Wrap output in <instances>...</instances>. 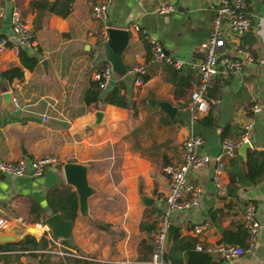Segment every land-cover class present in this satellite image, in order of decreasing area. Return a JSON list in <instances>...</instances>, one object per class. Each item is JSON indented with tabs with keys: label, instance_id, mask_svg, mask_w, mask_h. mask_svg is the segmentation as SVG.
<instances>
[{
	"label": "crops",
	"instance_id": "obj_1",
	"mask_svg": "<svg viewBox=\"0 0 264 264\" xmlns=\"http://www.w3.org/2000/svg\"><path fill=\"white\" fill-rule=\"evenodd\" d=\"M10 1L20 6L24 20L33 29L35 47L26 52L36 56L37 63L30 70L22 69L19 79L0 77V157L11 162L22 160L26 171L29 160L45 154L56 156L60 163L85 164L87 183L95 192L87 198L86 218L76 213L71 220L72 245L66 246L61 239H56L57 244L49 240L43 222V214L49 213L45 193L56 184H65L61 166L49 168L37 178L0 174V229L17 233L20 239L27 228L32 233L41 230L39 235L27 234L35 241L41 236L46 240L45 247L32 251L7 246L0 249V264H146L151 250L149 239L163 206L165 168L178 161L180 142L191 127L203 139L199 151L211 160L189 174L201 189V196L197 206L171 212L174 234L194 239L193 248L197 242L224 243L222 231L234 232L237 223L242 225L243 203L251 201L258 234L252 244L247 245L245 240L247 247L241 256L222 260L221 264H255L264 259V174L251 186L229 178L243 169L247 148L264 152V106L255 114L250 112L255 103L264 105L261 1L244 0L250 27L234 42L249 53L250 60L239 73L213 77L206 94L208 109L193 124L187 113L177 109L196 82L195 70L188 65L180 68V74L189 82L182 79V85L175 87L179 92L176 95L170 81L172 73L154 63L145 65L147 77L141 86L133 87L127 74L113 79L124 82L120 93L131 104L129 108L86 105L82 95L91 81V71L105 61L102 42L107 27L128 32L121 54L125 68L142 63L145 56L144 41L130 30L133 23L156 39L171 57L194 62L201 55L199 46L208 35L217 0H112L104 24L91 17L93 0H73L65 17L44 15L43 10L31 5L53 0ZM164 4L170 5L171 11L158 14ZM0 31L9 34L8 18L2 20ZM232 45L225 44L220 53L233 56ZM41 60L45 64L41 65ZM10 66H19V62L17 55L6 50L0 53V71ZM4 93L10 100L14 98L15 104L4 100ZM156 101L175 106L174 116L170 119ZM95 111L102 113V122L92 125ZM207 114L214 120L210 127L199 121ZM246 120L251 121L248 146L241 151L242 144L233 157L224 158L226 193L219 195L211 180L213 157L220 140L237 137L240 123ZM225 126L228 130L222 135ZM139 192L152 203L142 204ZM33 204L40 209L38 216L29 210ZM200 224L204 229L196 234L193 227Z\"/></svg>",
	"mask_w": 264,
	"mask_h": 264
},
{
	"label": "built area",
	"instance_id": "obj_2",
	"mask_svg": "<svg viewBox=\"0 0 264 264\" xmlns=\"http://www.w3.org/2000/svg\"><path fill=\"white\" fill-rule=\"evenodd\" d=\"M112 0H93L90 4V14L95 20L106 21V13ZM264 6V0H260ZM244 0H217L213 8V16L209 27L208 35L199 46L201 55L194 62L180 60L171 57L163 50L161 44L154 38L148 36L137 24L130 25V30L137 33L145 43V56L143 62L132 64L126 67V74L130 76L133 87L141 86L144 82L142 76L145 74L146 64H162L180 69L188 65L195 70L196 82L191 88L187 99L177 106V109L188 113L190 123L203 116L207 109L209 100L207 90L214 76L225 78L231 74L239 73L245 62L250 60L249 53L241 48L237 43L240 37L250 27V17L245 12ZM171 6L164 4L159 7L157 13L165 14L171 11ZM4 16V2L0 0V26ZM8 18L9 34L3 35L0 31V53L10 50L17 55L19 50L33 49L35 47L33 29L24 20L20 6L11 1V5L6 16ZM232 44L234 55L222 54L220 51L225 44ZM136 56V55H134ZM91 81H94L100 90L108 89L113 76L110 65L104 62L98 68H94L90 73ZM15 104V99H11ZM263 104L255 103L251 105L250 112L255 114L263 108ZM45 121L46 116H42ZM240 132L237 137H223L219 143L218 153L213 157V167L211 170V180L216 192L225 195L224 186L225 163L224 158L234 156L237 148L243 143H248L251 131V121L246 120L239 125ZM180 155L178 161L168 168L165 191L162 194V209L157 216L155 228L151 233L149 252L146 264H169L162 259L165 250V232L170 223V214L173 211H184L199 204L201 189L189 177V174L197 168L205 166L210 157L199 151L203 144V139L199 135H193L191 129L185 134L180 142ZM61 163L56 156L45 154L29 160L28 170L22 160L14 162L4 160L0 157V174L9 176H24L30 178L40 177L46 170ZM1 210V209H0ZM2 220L0 218V226ZM242 225L247 233V245L252 244L258 234L259 224L255 218V205L251 201H246L242 206ZM204 229V224L193 227V232L199 234ZM49 240L56 243L49 235ZM57 244V243H56ZM194 250L211 255L215 260H228L241 256L245 248L230 243H201L194 245ZM255 264H264V259L257 260Z\"/></svg>",
	"mask_w": 264,
	"mask_h": 264
},
{
	"label": "trees",
	"instance_id": "obj_3",
	"mask_svg": "<svg viewBox=\"0 0 264 264\" xmlns=\"http://www.w3.org/2000/svg\"><path fill=\"white\" fill-rule=\"evenodd\" d=\"M15 1V0H13ZM73 0H53L51 2L40 1L31 2V5L39 7L44 11V15L55 14L61 17H65L71 9ZM19 66H10L6 70L0 71V77L5 80L19 79L22 77V69H32L37 63V57L29 54L26 50H19L17 53ZM105 62V61H104ZM165 71L171 72L172 77L170 81L173 85L174 94H178V90L175 89L177 85H182L181 80L184 79L187 83L189 79L180 74V69L176 70L170 66L163 65ZM146 73L143 74V80L146 79ZM187 86V85H186ZM125 88V84L122 80H115L111 86L106 90H100L94 81H90L88 87L85 89L82 95V101L84 104H112L122 108H129L131 104L128 103L127 98L120 90ZM189 88V85L188 87ZM204 126H212L214 123L210 114L199 120ZM228 130V127L223 128L222 135ZM62 165V163H61ZM264 174V152L253 149H246V154L243 162V169L239 172H233L230 174V181L237 179L239 185L251 186L256 184ZM232 187V186H231ZM233 190V188H232ZM229 192V190H228ZM45 203L49 210L48 214H43V219L53 213H58L63 219L73 220L77 213V197L75 192L70 186L59 183L50 187L45 193ZM31 212L37 214L40 213V209L37 205L29 207ZM247 233L243 225L236 224V230L222 231V240L224 243H235L243 248H246ZM62 244L71 246L64 239H61ZM194 239L186 237H178L175 233L171 240L170 245L164 250L166 255V261L169 264H221L222 259L215 260L211 255L196 251L193 248ZM46 245L44 237H40L38 241L25 233L23 238L15 243L1 244L0 249L9 247L14 250H36L43 248ZM34 256L33 252H29ZM43 255V254H40ZM41 264V263H40Z\"/></svg>",
	"mask_w": 264,
	"mask_h": 264
},
{
	"label": "water",
	"instance_id": "obj_4",
	"mask_svg": "<svg viewBox=\"0 0 264 264\" xmlns=\"http://www.w3.org/2000/svg\"><path fill=\"white\" fill-rule=\"evenodd\" d=\"M11 5L10 0L4 1V16L6 17ZM128 32L123 28L107 27L106 36L102 42V53L105 62L110 65L112 76L114 79H120L126 74V68L121 60V54L127 45ZM165 51V50H164ZM41 65L45 64V60H41ZM3 98H7L10 103L11 100L7 93L3 94ZM155 104L171 119L175 112L176 107L166 101H156ZM95 120L92 125L102 122V113L100 111L94 112ZM248 143H243L241 151L247 148ZM87 166L85 164L76 162H64L61 165L62 176L65 184L72 187L77 197V215L81 218L87 216V198L95 192V190L88 185L86 180ZM140 202L144 205H150L152 199L142 195L139 192ZM44 225L53 239H64L66 242H71L70 229L72 225L71 220L63 219L58 213H53L43 219ZM175 226L168 224L165 232L164 247L167 249L169 246ZM33 234L32 232H28ZM20 235L17 233L8 232L7 229H0V244L15 243L20 240ZM162 259L166 261V255L162 253Z\"/></svg>",
	"mask_w": 264,
	"mask_h": 264
},
{
	"label": "rangeland",
	"instance_id": "obj_5",
	"mask_svg": "<svg viewBox=\"0 0 264 264\" xmlns=\"http://www.w3.org/2000/svg\"><path fill=\"white\" fill-rule=\"evenodd\" d=\"M184 112H185V111H184ZM185 113H187V112H185ZM187 117H188V121H190V118H189L188 113H187ZM193 122H195V120L192 121L191 124H193ZM191 133H192L193 135H199V134H197L195 131L192 130V127H191ZM199 136H200V135H199ZM210 160H211V159H210ZM28 226H29V227H32L31 225H28ZM27 231L30 232L28 228H27Z\"/></svg>",
	"mask_w": 264,
	"mask_h": 264
},
{
	"label": "bare ground",
	"instance_id": "obj_6",
	"mask_svg": "<svg viewBox=\"0 0 264 264\" xmlns=\"http://www.w3.org/2000/svg\"><path fill=\"white\" fill-rule=\"evenodd\" d=\"M40 231H41V230H36V231L33 232V234H35V235H39Z\"/></svg>",
	"mask_w": 264,
	"mask_h": 264
}]
</instances>
